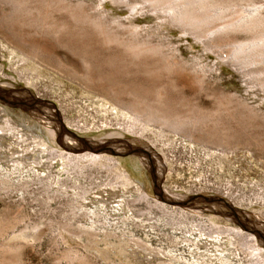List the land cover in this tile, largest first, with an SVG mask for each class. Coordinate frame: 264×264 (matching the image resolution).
Returning <instances> with one entry per match:
<instances>
[{"label": "rangeland", "instance_id": "rangeland-1", "mask_svg": "<svg viewBox=\"0 0 264 264\" xmlns=\"http://www.w3.org/2000/svg\"><path fill=\"white\" fill-rule=\"evenodd\" d=\"M21 1L0 0V42H7L6 48L10 44V46L17 47L20 52L22 51L21 53H25V55L17 56L10 54V51L2 53L0 50V86L8 85L3 87L7 97L12 96L11 98L18 103L20 101L29 103L28 99L34 98L31 99L33 104L42 105L41 102H45L51 105L65 118L66 121L63 122V125L67 131L83 139H103L109 134L117 133L119 130L123 131L131 125L136 129V134L126 135V139L141 142L142 147L151 149L164 171L160 181L161 185L158 186L153 180L155 179L154 175L139 162V157L136 158L140 164L139 175L131 168L129 156L122 159L125 164L124 170H127L125 172L130 173L133 178L138 177L140 181L135 179V183L144 191L140 194L125 196L128 206L120 208L122 210L118 209L119 213L122 211L123 213L121 216L115 217L102 209L91 212L80 210L77 213L78 217H75L76 214L74 215V211H76L74 200L79 199L78 196H75V193L78 192L75 189L77 186L86 187L93 194L98 192L94 190L99 185L101 188V186L109 184L111 176L109 171L103 168H94L89 170L90 172L84 171L83 175L80 174V171H68L70 174H65L66 171L60 169L59 172L53 173L61 174L60 184L52 186L53 188L51 185L55 180L49 183L46 176L37 177L33 171H27L24 177L21 172L25 171H15L14 177L11 176L12 173L3 175L0 171V264H136L139 261H131L129 256L122 255V252H128V250L121 246L133 241L145 246L147 252L166 254L172 251L186 260L192 261L194 251L200 248L196 244L197 240L205 239L200 236L199 230L205 228L207 230L205 233L212 234L211 237L216 239L218 231L230 235L229 231L232 233V229L240 228L239 224L229 222L231 220L229 216L207 207L201 210L198 206L194 209L188 208L189 210L185 209L183 214L172 206H168L169 208L165 211L156 208L155 204L160 203V189L175 199H192L200 196L216 197L230 207L235 206L248 215L249 220L245 222L246 224L253 226L258 231L261 229L260 226H264V107L262 109L251 108V105H254L253 102L256 101L254 99H257V104L264 99V61H262L264 59L261 57L259 65L256 63L250 66L251 64L247 63L248 51L251 50V53H255L263 49L261 46L264 44L262 41L264 40V23L263 26L259 24V28L255 27L257 31L255 28L252 29L256 31L255 33L252 30L249 31L250 28L247 24L244 26L245 22L254 17L252 15L257 16L258 12H261V10L258 11V7L264 0H240V2L239 0H229L233 2L232 5L227 0H220V2L216 0L217 6L210 9L212 12L208 11L211 18L214 17L212 13H215L216 17L212 18V22L216 20V23H210L211 28L210 24L208 25L210 28L207 30L208 36L206 39H202L206 46L209 45L207 46L210 48L208 55H204L206 46L188 44L187 42L191 38H186L185 41L184 39H169L182 35L181 31L161 36L158 34L160 31L156 33L155 27L153 31V18H146L153 12L151 8L143 9L141 17H145L144 19L138 22H126L124 18L129 11L123 4H120L122 5H119L120 7L107 8L100 6L95 0H71V3L80 1L82 3H79L83 5H85L83 2H87L86 5L94 4L92 6L96 10L94 8L87 11V16L92 19H101L106 22L115 20L118 22L119 20L120 24L116 22L119 27L116 24L114 25L117 27L114 25L111 27L113 23H110L109 28H113L110 29L113 33H122L124 30L123 33L128 39L131 36L130 39L134 37L133 40L137 38L155 44L156 41L159 44H164L167 49L163 48V52L171 59L188 61L192 58L193 60L191 59L188 63L192 62L194 66H200L197 69L202 70L203 68V72L197 73L199 75L197 79L194 75L188 74H168L161 77L157 74H147L139 62L134 63L135 65L127 63L128 58L122 47L108 44L98 31L74 19L70 13L52 8L49 4L51 0H48L49 2L39 0L40 4L29 0ZM119 1L127 2L129 5L134 3L132 6L137 3V0ZM129 1L131 2L129 3ZM18 3H20V15L24 14L23 9H25L27 20L21 19L22 16L19 17V14L15 12L18 9ZM97 4L99 8L96 7ZM23 5L27 7L22 8ZM141 8L138 6L139 10ZM223 8L225 9L223 10ZM237 8H241L243 16L238 13L239 9ZM115 9H120V11L114 17L109 12ZM41 10L44 12H40ZM262 11L264 14V9ZM236 12L240 14L241 19ZM247 18L249 19L247 20ZM242 19L245 22L241 21ZM122 20V23L128 27L121 23ZM227 20L236 23V26L242 23V26L245 27L244 31L240 28H238L240 32L238 31L237 27L240 26L223 27V21ZM108 22L107 24H109ZM131 24H136L141 28L136 30L137 32H133L129 27ZM120 25L126 30L120 29ZM246 29H249L248 32ZM138 31L140 32L138 33ZM132 32L137 35L134 36ZM149 37L150 39H148ZM243 43H247L246 46L249 48L242 46ZM258 44L259 46H257ZM243 47L246 49L247 55H244ZM238 53L239 56H237ZM240 54L243 56L241 57ZM22 55L37 58L36 60L42 64L73 79L77 85L57 79L49 71H43L42 67L39 68V66L29 63L27 58ZM200 56L205 58L199 60ZM194 58L198 60H194ZM224 60H227V64L222 63ZM146 63L152 66L151 60H147ZM199 80L200 82H198ZM80 86L96 95L109 96L116 102H124L129 100L128 98H136L143 94H146L151 102L154 100L157 102L155 91L164 87L166 92L164 106L168 105L165 108L169 112L173 110L179 115H189L186 117L188 122L184 123V126L187 125V127L183 126L184 130L176 135L170 127L156 122L138 123L118 119L111 114H104L97 104L99 100L96 99V95L86 94L80 89ZM230 92L232 96L235 94L233 98L226 96ZM240 97L246 102L245 106L249 108H247L249 112L245 110L246 107H243L244 103ZM241 100L242 103H240ZM236 101L242 105L241 108V105L239 106ZM19 104L8 105L3 98H0V116L6 114V118L16 123L18 114L22 113L27 116V123H35L45 131L44 125H47L48 117L34 111L23 110L17 107ZM221 106H224L225 111L215 115L214 113ZM225 106H230L232 109L229 111ZM238 108L243 111H238ZM228 112H230L229 115ZM231 112L239 114L235 115ZM240 112H243L242 115ZM243 115L251 117L244 129L246 132H241L238 123L235 122L244 117ZM204 120L207 124L202 125L203 122L205 123ZM69 123L72 127L68 126ZM75 126L80 130L75 129ZM106 127L112 128L107 130ZM42 139L47 141V144H51L48 135L43 136ZM104 144L105 142L101 145ZM92 175L96 176L95 178L98 180H92ZM56 179L58 180V177ZM65 184L66 186H64ZM21 186L28 189L27 193L21 194L18 191ZM141 195L148 198L144 199L145 197L142 198ZM85 215H91L92 219L90 217L88 220ZM63 222L72 225L74 230L83 231L84 229L83 233L86 231L90 234L86 235L85 233L79 237L80 239L69 242L58 231V226L65 224ZM197 225L203 227L199 229L195 227ZM215 225H218L216 226L217 230L213 228ZM36 226L40 228L35 232L33 229ZM43 229H47V232L36 238ZM230 236H232L231 239H234L232 242L237 244L234 243L236 246H227L231 260L235 261H232L234 264H249L255 259L254 255L257 253L255 249L259 243H252L253 239L249 237L250 242L246 237L245 239L236 235ZM132 247L130 245L129 250L134 248ZM142 261L144 264H168L170 262L157 258L143 259Z\"/></svg>", "mask_w": 264, "mask_h": 264}, {"label": "bare ground", "instance_id": "bare-ground-1", "mask_svg": "<svg viewBox=\"0 0 264 264\" xmlns=\"http://www.w3.org/2000/svg\"><path fill=\"white\" fill-rule=\"evenodd\" d=\"M29 1H34L35 3H39L38 2L39 0H29ZM41 1H43V0H41ZM215 1L216 0H197V1L196 0H194V1H192V0H137L136 5L132 6V4H134V3L129 5L127 2L123 3L119 0H95V2H98L100 6H105L107 8L117 7L120 4L125 5V7L127 6V11H129V12L124 18L125 19L124 21H126V22L127 21L128 22H138L141 19H144L145 17H141V13H142L143 9L151 8V9H153V12L150 15L146 16V18H148V17L153 18V24H154L153 31H154V27H155L156 33L158 31H160V33H158L160 36L164 35V34L170 35L174 31H181L182 35H179L178 37H170L169 39H175V40L184 39V41H185L186 38H191V40L189 42H187L188 44H190L191 46H194L195 44H201L203 47H205L206 45H205V42L204 43L202 42V39L207 38V36H208L207 30L211 28L210 23H214V22L216 23V20L214 22H212V20H213L212 18L216 17L214 15L215 13H212V15L214 16L212 18H211V16L209 17V15H208L209 14L208 11L210 9H213L212 7L217 6V3ZM224 1H226V0H224ZM227 1H229V0H227ZM19 2H20V0H19ZM21 2H23V0ZM71 2H72L71 0H51V2L49 4L52 8H54L56 10L58 9V11L62 10V11H66V12L70 13L74 17V19L92 27V29H95V31H98L100 36L102 35L108 44H116L117 46L122 47L124 49L126 55H127V58H128L127 63H129L130 65H133L134 63L139 62L140 65L142 67H144V71L146 70L147 74H150V73L151 74H157V75H159V77H161L163 75H168V74L169 75H171V74H184V75L188 74L191 76L194 75L195 79H197L199 77L198 74H200V72H203L202 67H201L202 70L197 69L200 66H197V65L194 66V64L192 62L188 63V61H191L192 58L189 59L188 61H184L183 59L178 60L177 58L171 59V58L167 57L165 55V52H163V48H165L164 50L167 49L164 44L163 45L159 44V43H157V41L155 44V43H151V42H148V41H145L142 39H137V38H135L133 40L134 37L132 39H130L131 36L128 39V37L123 33L124 30H122L123 31L122 33L117 32L118 28H117V30H115L117 33L111 32L110 29H113V28H109V26L112 25L111 27H114L115 26L114 24H116V22H117L116 20L115 21L111 20L112 22L107 21L109 23V24H107V22L105 20L104 21L106 23L104 21H102L101 19H92V18H90V16H87L88 9H94L95 8L94 6H92L94 4L89 5V3H88V5H86L87 2L86 3L83 2L85 4V5H83V4H80V3H82L80 1H79L80 3L76 1L79 4H77L76 2L75 3H71ZM130 2L131 1H129V3ZM219 2H220V0H219ZM230 2L231 1H229V4L232 5L233 2H231V3ZM239 2H240V0H239ZM18 4H19L18 9H16L15 12L17 14H19V17L22 16L21 19L23 18L24 20H27V18H28L27 12L25 11V9H23L24 14L20 15V3H18ZM42 4H44V3H42ZM221 4H220V6H221ZM237 4H239V3H237ZM97 5H96V7L99 8V5L98 6ZM246 5H248V4H246ZM260 5L261 6L258 7V11L261 10V12L257 11L258 12L257 16L252 15L254 17H252L250 20H248L249 18H247V20H248L247 22L243 21V19L241 20V21L245 22L244 26H245V24L248 25V27L250 28V30L248 29L249 31H251L253 28L257 27L259 24H261V26H263L262 24L264 23V14H262V12H263L262 10L264 9V2H262ZM42 6H44V5H42ZM120 6H122V5H120ZM138 6L142 7L141 10L138 9ZM235 6H236V3H235ZM250 6H252V5L250 4ZM257 6H259V5H257ZM23 7H27V6L23 5L22 8ZM38 7H39V5H38ZM237 7H239V6L237 5ZM241 8H242V6H241ZM241 8L240 9L237 8V9H239L238 13H240V14H242ZM47 9H49V8L47 7ZM224 9L225 8H223V10ZM227 9H229V8H227ZM251 9H252V7H251ZM42 10L40 12H44ZM95 10H96V8H95ZM214 10L217 11L216 8H214ZM221 10H222V8H221ZM49 11H50V9H49ZM119 11H120V9H117V10L115 9L109 13L115 17V15H117ZM162 12H165V13L163 14ZM238 13L236 12V14H238ZM255 13H253V14H255ZM17 14H15V15H17ZM240 14H238V17H240V19H241ZM242 16H243V14H242ZM93 17H95L94 14H93ZM113 19H115V18H113ZM215 19H217V18H215ZM233 19L237 20L235 18H233ZM73 21H75V20H73ZM118 22H120V21L118 20ZM122 22H123V20L121 21V23ZM236 22L238 23V21H236ZM110 23H113V24L110 25ZM118 24H120V23H118ZM209 24H210V28L208 26ZM212 25L214 26V24H212ZM222 25H223V27L224 26L225 27L226 26H233V25L236 26V23L234 24L232 21L227 20V21H223ZM242 25H243L242 23H240V25L237 24V26H240V27L236 26L237 29L238 28H240L242 30L245 29V27ZM117 26L119 27V25H117ZM117 26H115V27H117ZM125 26H126V24H125ZM259 26L257 28H259ZM120 27H121L120 29L124 28V27L122 28L121 25H120ZM126 27H128V25ZM129 27L133 32H135L136 30L141 28L140 26H138L136 24H134V25L131 24V25H129ZM257 28H255L256 31H257ZM231 29H233V27ZM226 30H229V29H226ZM248 30L246 32H248ZM118 31L120 32V30H118ZM129 31H126V32H129ZM140 31H142V30H140ZM140 31H138V33ZM191 31H193L194 33L191 34L190 33ZM238 31L240 32L239 29H238ZM256 31L252 30V32H254V33ZM130 33L129 34L126 33V34L131 35ZM141 33H143V32H141ZM135 35H137V34H134V36ZM148 39H150V37ZM262 41L264 42V40H262ZM5 44H7V42L6 43L5 42L2 43V41L0 42V50L2 53L5 51L6 52L10 51L11 53L10 52L9 53L12 55H15V54L17 56L20 54L25 55V53L24 52L21 53L22 51L20 52V50L17 47L10 46V44H9L6 48ZM243 44H242V46H244V47L247 45V43L244 45ZM169 45L171 46V44H169ZM172 45H174V44H172ZM248 45L250 46V44H248ZM253 45H255V44H253ZM263 45L262 46L260 45V46L264 49ZM207 46H209V45H207ZM207 46L205 47L204 55L210 54V48ZM218 46H220V45H218ZM257 46H259V44ZM244 47H243V50L245 51L244 55H247L246 49H244ZM247 48H249V47H247ZM259 48H258V50H259ZM253 49H255V48H253ZM263 49H262V51L256 50L257 52L254 51L255 53H251L250 52L251 50L248 51L247 63L251 64L250 66H252V64H256V63L260 62L261 57H263V59H264V50ZM249 52H250V54H249ZM239 53L237 54V56H239ZM27 56H23V57H26L27 61L29 63L36 65V66H39V68L42 67L43 71L44 70L49 71L50 74L52 76L56 77L57 79L63 80L67 83H71L72 85L76 84V82L73 79L66 77L65 75L54 70L53 68H51L48 65L42 64L41 62L36 60L37 58L35 59L34 57H27ZM242 56L243 55H241V57ZM204 58L205 57L202 56L201 58H199V60H203ZM147 60L152 61V66L149 65L148 63H146ZM194 60H198V59L194 58ZM226 61L227 60H224V62H222V63L224 64V63H226ZM262 61H264V60H262ZM120 64L122 65V62ZM257 65H259V63ZM254 66H256V65H254ZM137 67H138V64H137ZM135 68H136V66H135ZM112 69H114V68H112ZM205 71H207V69ZM202 75H204V74H202ZM151 76H153V75H151ZM200 77L203 78L202 76H200ZM205 79H206V77H205ZM198 82H200V80ZM7 86L8 85H6V84L0 86V98H3L4 101L8 105L12 104L14 106V105L20 103L19 106H17V107H20L23 110L34 111V112L41 113V114L47 116L48 117L47 118L48 123H47V125H44V128H45V131H44L41 127H39L35 123H32V122L27 123L28 122L27 116H25V114L19 113L17 116V119L15 120L16 123L14 121H12L11 119L6 118L5 117V116H7L6 114L3 116H0V171H2L3 175H7L9 173H12L11 176L14 177L16 175L14 173L15 171H18V172L19 171H25V172H21V175L24 177L27 174V171H33L35 174H37L36 175L37 177L42 178V177L46 176L47 179L50 181L49 183H51V181L55 180L54 184L53 183H52V185L50 184L51 188H53L54 186H58L60 184L59 178H60L61 174H53L56 171L59 172L60 169H62V171H66L65 174H68V173L70 174V172H68V171H80V174L82 173L81 175H83L84 171L93 170L94 168H99V169L103 168L106 171H109V174L111 176L110 177L111 179L109 180V184L106 186H101V188L99 185L98 188L96 190H94V191H98V192H95L92 194L91 191H88V188H86V187H78V186L76 188L74 187L75 189L78 190V192L75 193V196L79 197L78 200L77 199L74 200L76 203V206L74 205L76 207V211H74L75 212L74 215L76 214L75 217H78L77 213L80 210H87V211L91 212V211H95L97 209H102L103 211L105 210V212H107V213L110 212L111 216H114V217L118 216V215L121 216L123 211L121 213H119L118 209L123 208L125 206H128L126 204L125 196L131 195V194H140L142 191H144L137 185V183H135V179L138 181H140V179L138 177L133 178L130 173L125 172L127 170H124L125 164L122 161V159H124L128 156L131 159L130 160L131 168H133V170L135 171L136 174L139 175V171H140L139 162H140L142 164V166H145L146 170H148L150 173H152L154 175L155 179H153V180L155 181V183L158 186L161 185L160 181L162 179V172L164 170H163L162 165L159 163L157 157L153 153V151L151 149L142 147L143 144L141 145L140 144L141 142L138 143L134 140L126 139V137H125L126 135H135L136 134V129L133 126H131V125L127 126V128H125L123 131L119 130V132L109 134L108 136H106L103 139H98V138H94V139L84 138L83 139V138L76 136V134H73V133L67 131V129L63 125V122L66 121L65 118L54 107H52L51 105H49L45 102H41L42 105L33 104L31 102V99H34V98L28 99L29 103H23L21 101L18 103L15 99L11 98L12 96L10 98L7 97V94L3 90V87H7ZM80 89L83 92H86V94L87 93L92 94V96L96 95L93 92L85 89L84 87H81ZM155 92H156V96H157V98H156L157 102L155 100L153 101V98H152V101L156 104L151 102L149 97L146 94L137 96L136 98H128L129 100L124 101V102H122V101L116 102V101H114V99H110L109 96H101V95H96V99L99 100V102L97 104L102 109L101 111L104 114H111L112 116H114L118 119L135 121L138 123L139 122H146V121H148V123L156 122L160 125L170 127L176 135H179V133L182 130H184L182 128L185 125L184 123L188 122V119L186 117L189 115H187V116L186 115H179L177 112H175L173 110H171V112H169L165 108L166 105L164 106V104H165L164 98H166V92L164 90V87L158 88ZM234 95L235 94H233V96H232V94L230 92V94L228 93V95H226V96H228L229 98H231V96H232V98H233ZM20 96H23V95H20ZM236 97H237V95H236ZM240 98L242 99V97H240ZM228 100H230V99H228ZM242 100L240 103H242ZM254 100L257 101V99H254ZM256 101L253 102L254 105L250 104L251 108L262 109L264 107V99L261 100V102L259 104H257ZM232 102H235V100H232ZM237 102L238 101H236V103ZM240 103H239V106L241 105ZM243 103H244L243 107H246L245 106L246 102H244V100H243ZM239 106H237V107H239ZM225 107H227V106H225ZM241 107H242V105L240 106V108ZM240 108H238V111L241 110ZM247 108L248 107H246L245 110L249 109V108L248 109ZM227 109L230 111V109H232V108H230V106H228ZM221 111L222 112L225 111L224 106L219 107L218 111L214 114L216 115V114L220 113ZM232 111H235V110H232ZM241 111H243V110H241ZM248 112H249V110H248ZM231 113H233V112H231ZM236 113H238V112H236ZM236 113H233V114L236 115ZM242 113L243 112H240V115H242ZM229 114H230V112H228V115ZM0 115H1V113H0ZM201 116H204V115H201ZM243 116L244 117H242L240 119L238 117L239 120L235 121L238 123V125L240 127L239 129L241 130V132L245 131L244 129L246 128V124L251 119L250 115H249V117H247L248 114H247V116L246 115H243ZM234 118L236 119L235 116H234ZM260 118H262V117H260ZM186 119H187V121H186ZM199 119H201V118H199ZM202 119H204V118L202 117ZM29 120L31 121V119H29ZM197 120H198V118H197ZM219 121H220V119H219ZM198 123L200 125V122H198ZM201 123H202V121H201ZM252 123H254V122H252ZM204 124H207V122L206 121H205V123L203 122L202 125H204ZM68 126L72 127V125L70 123L68 124ZM184 127H187V125ZM247 127H249V126L247 125ZM74 128L77 130H80L79 127L75 126ZM111 128L112 127H106L107 130L111 129ZM45 132H46V135H45ZM81 132H83V131L81 130ZM86 132H90V131H86ZM191 133L193 134V132H191ZM194 133H196V132H194ZM47 135H48L49 139L51 140V144H49V143L47 144L46 143L47 141L45 142V140L42 139L43 136H47ZM50 140H49V142H50ZM104 142H105V144L101 145ZM56 148H58L59 150H57ZM136 158H138L140 161L138 162ZM54 177H56V178L58 177V180L56 178L54 179ZM95 177L92 175L91 179L92 180L93 179L98 180ZM42 182H43V180H42ZM49 183H47V184H49ZM64 186H66V184ZM59 189H61V187H59ZM100 189H102V190H100ZM18 191H20L21 194H25V193H27L28 189L25 188L24 186H21L20 190H18ZM141 197L144 198L145 195H141ZM147 198L145 197L144 199H147ZM159 202L160 203L155 204L156 208L158 207L164 211L167 210V208H169L168 206H172V207H175V209H177L178 211H181V213L183 214V212H185V209H188V208L194 209L196 206H198V208H200V210L207 207V208L213 209L215 211H219L220 213H223L227 217L229 216V218H231V220H229V222H231L233 224L236 223V224L240 225V228H237V229L231 228L233 231L232 233H234V234L230 233L231 231H229L230 230L229 229L228 231H229L230 235H236V236H239L242 238L246 237L247 240L249 237V238L253 239V241H251L252 243H256V244L259 243V245L255 249L256 250L255 252H257L256 255H254L255 259H253L249 264H264V254H263L264 244L263 245L261 244V240H263L262 242L264 243V239H262V238H264V228H263L264 226L259 225L261 229L258 231L253 226L246 224L245 222H248L249 216L244 214L241 210H239V208L237 209L235 206L230 207L224 201H222L216 197L200 196V197H196V198L193 197L192 199H184V198L175 199V198H172L170 195H168L163 189L159 190ZM127 208H129V207H127ZM120 210H122V209H120ZM85 217L89 220L91 215H85ZM211 217H210V219H211ZM23 219L25 220V218H23ZM90 219H92V217ZM20 221H21V219H20ZM63 223H65V222H63ZM29 226L31 227V225H29ZM216 226H218V225H215V227H213V228L215 229ZM195 227L200 229L203 226L197 225ZM230 227H232V226H230ZM39 228H40L39 226H36V228L33 230L36 232L39 230ZM219 228H218V230H220ZM211 229H212V227H211ZM221 229H223V228L221 227ZM216 230H217V228H216ZM58 231L60 232V234L64 235L67 238L66 240L69 242L74 241L76 239H80L79 237L85 233H86V235L90 234L86 231H85V233H83L84 229H83V231L74 230L72 225H70L68 223L60 224L58 226ZM206 231L207 230L205 228H202V230H199L200 236L202 238H205V239L201 240V239L197 238L198 240H197L196 244H198L200 246V248H197V250L194 251V256H192L193 257L192 261L186 260L182 256H178L176 253H174L172 251L169 253H166V254L159 253V252L155 253L152 251L147 252V249L145 246H142L141 244H137V242H134V241L130 244L124 243L123 246H121L123 249L128 250V252H122V255L125 257L129 256V259L131 261H139L136 264H144V261H142V260L143 259L148 260L150 258H153V259L157 258L160 260L164 259V260L170 261L168 264H234L232 262L234 260H231L230 254H228L229 250L227 248L228 245L234 246L236 244L235 242H232V240H234L233 238L231 239L232 236L226 234L225 231H224L225 233L218 231V232H216V234H218V236L216 239H214L211 237L212 234L211 235L206 234L205 233ZM46 232H47V229L41 230L39 235L36 238L43 236ZM109 241H111V240H109ZM248 241L250 242V240H248ZM130 245H132L134 247V248L132 247L133 249H131V250H129ZM249 246H250V244H249ZM119 249H120V247H119ZM243 250H245V249H243ZM192 253H193V251H192ZM234 253H233V255H234ZM244 253H245V251H244ZM155 264H160V263H155ZM161 264H163V263H161Z\"/></svg>", "mask_w": 264, "mask_h": 264}]
</instances>
